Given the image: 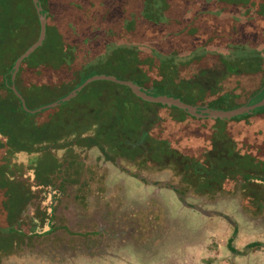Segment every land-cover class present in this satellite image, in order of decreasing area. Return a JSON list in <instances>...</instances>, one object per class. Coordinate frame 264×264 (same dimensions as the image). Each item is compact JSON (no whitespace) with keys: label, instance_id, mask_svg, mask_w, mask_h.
<instances>
[{"label":"trees","instance_id":"trees-1","mask_svg":"<svg viewBox=\"0 0 264 264\" xmlns=\"http://www.w3.org/2000/svg\"><path fill=\"white\" fill-rule=\"evenodd\" d=\"M28 1L32 7L33 39L7 62L2 63L0 56L2 221L13 224L20 210H24L31 201L29 192H24L15 183L14 173L9 172L14 168L23 170V163H18L16 155L26 154L28 162H33V153L44 149L46 160L53 165L50 170L46 169L44 177L49 180L51 174H57L59 180L64 179L61 182L70 180L76 183L84 179L86 169L84 160L74 152L75 147H95L114 163L121 159L142 166L148 161L153 165L169 161L167 167L188 191L213 196L221 190L225 191L224 185H228L229 193H232L234 186L243 198L249 199L246 202L254 212L264 210L263 142L247 139V143L256 146V153L221 155L226 158V165L220 167H212L202 160L199 165L190 164L182 168L178 158L166 153L165 148L173 146L174 139L179 143L183 138L188 140L193 137L189 133L185 137L179 135L184 133L180 126L182 122L185 124L186 117L206 118L190 116L186 110L175 106L144 101L134 95L130 87L107 80L89 83L77 93L75 101L72 98L36 113L25 111L10 88L14 84L26 106L36 109L64 97L87 78L103 73L120 80H130L149 95L178 98L198 108L230 110L253 104L264 96L262 3L259 5L258 0H132L131 6H122L114 12L117 23L108 24L99 22V18H109L104 2L94 1L90 2L92 7H83L86 0H69L64 3V19L59 25L54 0H40L46 16L45 38L22 61L12 81L15 58L36 41L39 33L35 7L32 0ZM19 3L22 2L0 0V50L3 47L1 44L6 42L7 30L13 27L18 15H24L25 10ZM57 33L58 37L53 38ZM243 81L250 86L243 85ZM238 99L244 100L237 102ZM71 101L79 110L93 113L87 119L88 126H82V130L75 134L73 132L77 127L73 124L77 126L83 114L64 111ZM58 108L61 112L53 113L57 127L55 132L47 126L40 130L36 118L27 119ZM262 114L264 105L228 121L239 122ZM169 122H175L178 128L175 133L166 136L164 130ZM116 134L122 136L121 146L115 144L118 142ZM212 140L213 144L205 147L208 158L215 157L227 139ZM186 147L194 150L196 145ZM54 149L64 152L56 156ZM9 163H12L13 169ZM204 168L211 171L206 173ZM131 173L139 176L138 173ZM25 193H28L27 198L11 197L17 194L24 196ZM250 193H256L257 197L252 198ZM256 244L249 243L248 246Z\"/></svg>","mask_w":264,"mask_h":264},{"label":"rangeland","instance_id":"rangeland-1","mask_svg":"<svg viewBox=\"0 0 264 264\" xmlns=\"http://www.w3.org/2000/svg\"><path fill=\"white\" fill-rule=\"evenodd\" d=\"M20 1L24 15H18L13 27L7 30L6 42L1 44L0 50L2 63L33 39L31 4L28 0ZM65 1L69 0H54L59 25L63 23ZM94 1L106 4L109 18L104 16L99 22L108 24H116L118 19L114 12L122 6H131L132 2L86 0L82 6L92 7L90 2ZM258 3L263 5L264 16V0H258ZM55 37L58 33L54 34ZM243 85L249 87L250 83L243 81ZM80 97L77 98L81 100ZM74 103L71 101L64 111L83 114L78 125L73 124L77 127L75 134L82 130V126H88L87 119L93 113L79 110ZM53 111L27 119L36 118L40 130L47 126L55 132L53 113L61 111L59 108ZM174 124L166 123V136L176 132L178 125ZM185 124L182 122L180 129L184 133L179 135L185 137L189 133L193 137L183 138L179 143L174 139L175 144L165 148L166 153L178 158L182 168L199 165L202 160L212 167H220L226 165V158L221 155L256 153V146L247 143V139L264 143V114L239 122L186 117ZM115 136L118 138L116 146L120 145L122 136ZM221 137L227 140L222 143L220 151L215 157H206L205 147L213 144L212 139ZM189 144L196 145V148H187ZM53 152L60 156L64 151L54 149ZM74 152L85 162L83 176L87 183L82 189L70 186L69 191H73L68 196H61L56 213L48 207L44 217L41 202H45L47 196L58 201L57 181H64L59 180L57 174H51L49 180L44 177L46 169L53 166L45 158L46 151L42 149L33 153V162H28L26 154H17L16 160L23 163V170L13 169L9 163L13 169L9 172L14 173L15 183L36 201L28 202L25 211L20 210L13 224L0 219V264H264V210L254 212L246 202L249 199L243 198L236 187L233 186L232 193H229V186L224 185L226 190L213 196L196 195L179 183L178 176L167 167L169 161L158 165L148 161L139 166L118 159L119 166L128 169L129 173H138L140 177H137L121 170L95 147H75ZM204 171L209 173L211 169L204 168ZM27 195L11 197L27 198ZM249 195L257 197L256 193ZM249 243L257 244L248 246Z\"/></svg>","mask_w":264,"mask_h":264},{"label":"water","instance_id":"water-1","mask_svg":"<svg viewBox=\"0 0 264 264\" xmlns=\"http://www.w3.org/2000/svg\"><path fill=\"white\" fill-rule=\"evenodd\" d=\"M32 3L35 7L37 17H38V23H39V33L36 41L30 45L23 53H21L18 57L15 58L14 64L12 66V73H11V80L13 81L15 78V75L22 63V61L27 58L30 54H32L43 42L46 34V16L45 12H43V8L41 6L40 0H32ZM96 80H107L111 82H115L118 84L126 85L130 87L131 91L133 92L134 95L139 97L140 99L148 102H152L155 104H162V105H168V106H175L177 108L186 110V112L193 117L196 118H211V119H232L238 115H244L245 113H250L254 109L261 107L264 105V96L263 98L255 102L253 104H247V105H242L234 109L230 110H219V109H210L206 107H195L192 106L188 103H185L178 98H173L170 96L166 95H156L152 96L149 95L145 92V90H142L140 86L137 84L133 83L130 80H120L117 79L116 77L112 75H106V74H96L93 75L89 78H87L83 83H81L79 86H77L75 89H73L71 92H69L67 95L64 97L60 98L59 100H56L54 102H51L49 104L42 105L36 109H29L26 104L23 96L18 92L16 89L15 85L12 84L10 86L11 90L14 92L16 97L20 100L22 107L25 111L30 112V113H36L41 111L44 108H51V107H56L58 106L61 102L68 101L72 98H74L79 91H81L86 85L89 83L96 81Z\"/></svg>","mask_w":264,"mask_h":264},{"label":"flooded vegetation","instance_id":"flooded-vegetation-1","mask_svg":"<svg viewBox=\"0 0 264 264\" xmlns=\"http://www.w3.org/2000/svg\"><path fill=\"white\" fill-rule=\"evenodd\" d=\"M116 165H117V167H121V170H123V169H125L126 170V172H128V169H126V168H124V167H122V165L121 166H119V162L118 163H116ZM129 173V172H128ZM130 175L132 174V173H129ZM83 180L84 181H86V179L84 178V179H82L81 180V182H74V181H68V182H65L64 184H63V186H62V182L60 181H57L58 182V184H57V186H58V190L56 191V197L58 198V201L56 200V199H54V198H50L49 196H47V198H45L44 200H46L45 202H41V209H42V216L44 217V216H46V212H47V210H48V207L49 208H51L52 209V211H54L55 213H56V209H58V207H57V205H58V203L62 200V197L63 196H68L69 194H71V192L73 191V190H71V191H69L70 190V186H76L77 187V189H79V188H84L85 187V185H86V183L85 182H83ZM61 190V191H60ZM45 195H47V194H45ZM62 196V197H61ZM41 198L42 197H40V200H41ZM36 200L35 199H33V200H31L30 202H35ZM29 202V203H30ZM29 205V204H28ZM28 205H26V207L28 206ZM26 207H25V209H26ZM25 209H24V211H25ZM23 211V213L22 214H24L25 212ZM32 216V215H31ZM56 216V215H55ZM28 217H30V215H28ZM26 241V240H25Z\"/></svg>","mask_w":264,"mask_h":264}]
</instances>
